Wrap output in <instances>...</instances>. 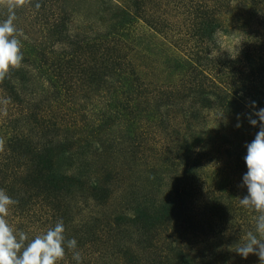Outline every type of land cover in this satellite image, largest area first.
I'll return each instance as SVG.
<instances>
[{
    "label": "rangeland",
    "instance_id": "rangeland-1",
    "mask_svg": "<svg viewBox=\"0 0 264 264\" xmlns=\"http://www.w3.org/2000/svg\"><path fill=\"white\" fill-rule=\"evenodd\" d=\"M211 1L51 0L45 7L40 4L41 7L36 9L30 0L23 7L14 9L13 23L23 35L28 55L36 54L38 49L52 53H74L81 46L80 41L92 42L117 31L118 56L123 57L125 63L124 79L127 82L140 79L150 95L144 113L135 121L120 115L108 135L102 134L106 136L103 142L110 150H107L106 155L97 156L90 171L100 179L108 172L106 169L113 171L114 179L108 186L110 198L104 206H97L91 198L92 192L85 187L65 199L68 204L67 217L73 219L76 226L79 225L66 228L67 238L68 235L71 238L80 235L83 230L81 224L85 221L88 223L98 219L99 222H106L112 219V215L130 209L133 205L126 202L131 204L136 194L145 195L150 191L154 193L153 198L161 199L162 193L172 191L171 183L175 179L180 181L181 174L175 172V167L166 166V159L173 154L175 145L180 146L187 139L196 154L203 158L202 175L194 191L185 193L188 227L170 230L169 236L183 245H190L196 254L197 264H260L258 256L250 254L245 259L235 251L237 246L245 243L249 231L254 233L259 215L239 203L238 198L248 195V191L246 186H241L245 173L235 160L241 150L247 151L246 144L251 143L259 131V122L253 126L249 116L258 120L253 113L264 108L261 106L264 100L257 99L258 104L253 107L251 101L245 99L243 108L229 112L209 110L207 107L198 111L197 108L202 104L193 100L183 88L189 69L185 60L191 45L190 41H186L189 39L186 34L191 35L192 31L190 13L197 3L212 5ZM255 9L256 4L250 0L225 2L220 7L218 17L222 30L217 35L219 48L215 47L210 62L205 60L201 66L207 67L221 81L231 77L228 66L239 68L237 64L232 65L231 61L238 59L247 43L257 35L259 38L264 37V26ZM0 11L5 18L9 17L7 6L0 5ZM53 14H60L67 21L66 36L43 30L41 20ZM182 36L185 37L183 42ZM38 63L34 69L31 68L29 91H33L31 97L34 103L45 100L44 112L60 123L57 128L60 138L76 141L92 135L97 129L95 127L101 124L100 120L103 117L105 121L108 120L106 114L122 99L118 94L121 92L116 83L118 80H110L108 88H102L101 93L88 90L82 83L70 82V87L66 86L68 97L56 100L52 87L54 74L42 69ZM63 83L65 86L66 81ZM259 87L257 91L262 92V85ZM170 91L178 93L175 97L166 98L165 95ZM20 109L21 106L15 100H8L0 90V139L4 141L0 162L7 155L8 141L14 139L19 128H24L33 139L39 141L35 131L31 132L30 127L25 128L19 122ZM111 122L107 121L109 124ZM238 123L240 127H236ZM127 135L134 137L136 142L133 144L128 141ZM131 144L133 148H138L135 162L129 161L126 156L125 147ZM150 167L154 168V173H150ZM176 175L179 180L175 178ZM22 197L26 198V195ZM13 215L14 218L8 220H11V226L29 228L35 235L46 233L52 227L51 221L46 224L42 223L43 220L39 222L36 214H24L23 217L15 213ZM129 239L137 240L134 232ZM134 241L130 244L132 249L137 247ZM98 256L89 249L81 254L85 260L93 258L98 261ZM97 263L100 264L99 261Z\"/></svg>",
    "mask_w": 264,
    "mask_h": 264
},
{
    "label": "trees",
    "instance_id": "trees-1",
    "mask_svg": "<svg viewBox=\"0 0 264 264\" xmlns=\"http://www.w3.org/2000/svg\"><path fill=\"white\" fill-rule=\"evenodd\" d=\"M31 1L34 6L39 3L45 7L51 0ZM233 1L235 0H212V5L197 3L198 5L194 6V10L190 13L192 31L191 35L186 34L189 37L186 41H190L191 45L190 53L185 60L189 69L183 88L193 100L202 104L197 108L198 111L207 107L209 110L229 112L243 108L245 99L252 104L255 102V105L258 104L257 99L264 100V37L259 38L260 36L257 35L242 49L238 59L231 61L232 65L237 64L236 67L239 68L233 69L228 66V71L231 72L229 80L221 81L219 77L210 73L207 67L201 66L205 60L210 62L215 52L214 48H219L217 35L222 30L218 17L220 7L225 2ZM250 1L256 4L255 12H258L257 15L264 26V0ZM6 19L0 11V23ZM66 22L60 14L58 16L53 14L46 20L42 19L41 25L44 31L62 37L66 36L68 30ZM22 36L18 32L17 38L21 41L24 59L18 68L10 70L8 76L0 81V90L8 100H15V103L21 106L19 122H22L25 128L30 127L31 132L35 131V137L39 141L33 139L24 128H19L15 132L14 139L8 141L7 155L0 162V189L11 198H19L18 203L12 205L6 219L14 218L13 213L20 217L24 214H36L39 222L51 221L52 227L62 219L66 237L68 226L74 228L79 225L76 226L73 219L67 217L68 204L64 200L74 191L88 187L92 192L91 198L97 206L106 204L110 198L108 186L114 179V173L104 169L109 173L106 172L100 179L98 175H92L90 169L95 159H98L97 156L106 155L107 150H110L103 139L115 126L120 115H123L124 119L135 121L144 113V106L149 104L150 95L140 79L136 78L128 82L124 79L126 74L123 71V64L125 63L124 58L118 56L120 49H118L117 31L92 42L80 41L81 46L77 49L80 55L78 51L52 53L45 52L46 49H38L36 54L28 55ZM183 38L185 39L182 36L181 42ZM38 61L42 69L54 74L52 87L54 94L56 93L55 99L59 101L68 97L67 87H70V82L82 83L88 90L101 93L102 88H108L110 80H118L116 83L121 90L118 94L122 99L114 109L108 111L106 114L108 120L105 121L104 117L100 120L101 124L91 133L93 136L89 134L85 139L73 141L57 135L60 123L44 112L45 100L34 103V98L31 97L33 91H29L31 68L34 69ZM63 81H66L65 86ZM260 85L262 92L257 91L261 88ZM71 93L74 94L73 90ZM177 93L170 91L165 96L175 97ZM261 106H264V103ZM107 121L112 122L109 124ZM103 133L106 136L103 137ZM127 136L128 141L133 144L136 142L134 137ZM173 149V154L166 159L168 164L166 166L175 167V172L181 174V179L180 181L175 179L171 183L172 191L162 193L161 199L156 198L157 200L150 191L145 195L136 194L134 201H130L131 204L126 202L133 206L124 209L123 213L112 215L111 220L99 222L95 219L88 223L85 221L81 224L83 227L81 234L74 238L77 241V251L81 254L87 249L96 252L100 264L104 262L105 264H197L196 254L191 246L172 239L169 232L188 227L189 215L185 208V193L194 191V187L198 185L197 182L202 175L200 171H202L203 158L196 154V150L187 139L180 146L175 145ZM125 150L129 161L135 162L138 148H133L131 144L125 147ZM246 154V150H241L235 160L245 174L248 171L244 160ZM153 170L154 168L150 167V173H154ZM25 195L26 198L22 197ZM41 208L42 211H39ZM10 221L8 222L11 226ZM11 227L17 234L21 231L27 234L26 243L37 235L45 234L44 232L35 235L26 227ZM133 232L134 236H137L135 241L129 239ZM254 233L258 234L256 229ZM66 239L73 238L68 235ZM133 241L136 242V249L130 247ZM98 261H94L93 258L88 260L82 258L80 264H99ZM58 264H77L73 259V252L65 248V257Z\"/></svg>",
    "mask_w": 264,
    "mask_h": 264
},
{
    "label": "clouds",
    "instance_id": "clouds-1",
    "mask_svg": "<svg viewBox=\"0 0 264 264\" xmlns=\"http://www.w3.org/2000/svg\"><path fill=\"white\" fill-rule=\"evenodd\" d=\"M30 0H0L10 11L9 17L0 23V81H3L10 70L18 68L23 59L22 44L17 38L18 30L14 26V9L23 7ZM36 9L41 5L37 3ZM255 107V102H253ZM257 119L249 116L253 126L259 122L260 128L255 139L246 144L247 154L244 157L247 173L243 176V184L248 195L239 199L244 208L253 209L259 213L256 218V233L249 231L245 243L236 247L237 254L247 259L251 255L259 257L260 264H264V108L253 113ZM238 123L236 127H240ZM4 150V141L0 139V151ZM18 201L11 198L0 189V264H58L65 257V248L73 252V259L80 264L81 253L77 251V241L66 239L63 220H58L54 227H50L45 234L36 236L28 241L25 232H14L6 219L10 206Z\"/></svg>",
    "mask_w": 264,
    "mask_h": 264
}]
</instances>
